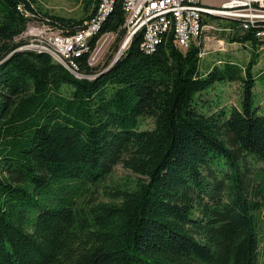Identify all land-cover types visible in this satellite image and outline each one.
Instances as JSON below:
<instances>
[{
	"label": "trees",
	"instance_id": "trees-1",
	"mask_svg": "<svg viewBox=\"0 0 264 264\" xmlns=\"http://www.w3.org/2000/svg\"><path fill=\"white\" fill-rule=\"evenodd\" d=\"M79 1L75 19L0 0V264H264V22L222 18L226 42L252 48L244 65L203 67L201 39L183 52L171 32L147 53L140 32L99 71L97 40L125 37L119 1L77 77L17 38L34 22L82 31L100 0ZM231 83L239 106L211 110ZM118 165L135 186L105 185Z\"/></svg>",
	"mask_w": 264,
	"mask_h": 264
},
{
	"label": "built area",
	"instance_id": "built-area-1",
	"mask_svg": "<svg viewBox=\"0 0 264 264\" xmlns=\"http://www.w3.org/2000/svg\"><path fill=\"white\" fill-rule=\"evenodd\" d=\"M119 1H122L125 14L123 29L126 41L129 44L135 35L143 32L141 47L147 53L155 52L161 36L167 32L173 33L177 48L187 51L202 38L207 27L202 23L207 15L242 21L245 29L264 22V0H223L220 9L204 6L202 0H100L97 12L85 23L86 27L73 35L49 25L29 23L27 29L30 26L44 27L45 36H42L41 30H36L41 36L30 38L24 48L46 52L77 77H82L76 59L91 51L90 42L100 34L102 24ZM19 10L25 12L21 6ZM25 15L30 16L28 12ZM104 35L97 40L94 49L100 47ZM110 35L114 36L113 33ZM258 36L264 38V32L258 33Z\"/></svg>",
	"mask_w": 264,
	"mask_h": 264
},
{
	"label": "rangeland",
	"instance_id": "rangeland-1",
	"mask_svg": "<svg viewBox=\"0 0 264 264\" xmlns=\"http://www.w3.org/2000/svg\"><path fill=\"white\" fill-rule=\"evenodd\" d=\"M35 7H38L42 11V15L49 14L64 18H75L80 19L84 16L85 10L83 4L79 0H34ZM209 3V4H207ZM204 3L202 0V5L211 6L214 9H220L223 0H208ZM217 17V16H216ZM42 26H48V24L37 22ZM36 23V24H37ZM208 26L204 29L201 42L203 46V64L202 66L212 65L220 59H229L241 63L244 65L249 62L251 56V46H241L239 44H230L226 42L224 38L223 25L226 20L222 19L220 16L216 19L207 20ZM41 30L42 36L44 35V27L40 26H30L26 31L17 38V41L25 40L29 42L30 38L38 35L35 31ZM104 39L100 43V47L91 51L90 55V66L97 68L99 71H104L107 69L116 58L123 55L127 50L129 44H126V37L122 40H118V35H110L106 33ZM104 43L103 47L101 45ZM26 46V45H25ZM23 46V48L25 47ZM261 57L259 59V64L255 67V72L260 73L264 68V49L259 50ZM259 81H263L259 79ZM257 93L264 95V85L257 86ZM261 98V103L264 104V96ZM258 98V97H257ZM206 100H210L211 104L214 105V100L220 99L221 106H239L240 101V85L237 83L217 85L208 96H205ZM211 106V110L215 108ZM154 124L151 120L145 121L143 125L144 130L153 129ZM137 177L123 165H118L115 167L112 175L106 181L107 186H120L123 188L133 187L136 185Z\"/></svg>",
	"mask_w": 264,
	"mask_h": 264
},
{
	"label": "water",
	"instance_id": "water-1",
	"mask_svg": "<svg viewBox=\"0 0 264 264\" xmlns=\"http://www.w3.org/2000/svg\"><path fill=\"white\" fill-rule=\"evenodd\" d=\"M128 44V40L126 41V44L125 45H127ZM130 44V43H129ZM122 56V55H121ZM121 56H119L118 58H116L115 60H114V62L113 63H115ZM112 63V64H113Z\"/></svg>",
	"mask_w": 264,
	"mask_h": 264
},
{
	"label": "crops",
	"instance_id": "crops-1",
	"mask_svg": "<svg viewBox=\"0 0 264 264\" xmlns=\"http://www.w3.org/2000/svg\"><path fill=\"white\" fill-rule=\"evenodd\" d=\"M207 1H208V0H204V3H207ZM207 4H209V3H207Z\"/></svg>",
	"mask_w": 264,
	"mask_h": 264
}]
</instances>
